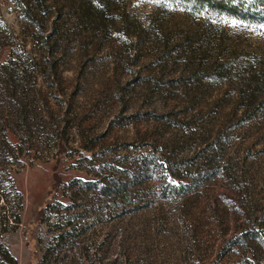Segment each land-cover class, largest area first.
<instances>
[{
  "label": "rangeland",
  "instance_id": "rangeland-1",
  "mask_svg": "<svg viewBox=\"0 0 264 264\" xmlns=\"http://www.w3.org/2000/svg\"><path fill=\"white\" fill-rule=\"evenodd\" d=\"M0 264H264V21L0 0Z\"/></svg>",
  "mask_w": 264,
  "mask_h": 264
},
{
  "label": "trees",
  "instance_id": "trees-1",
  "mask_svg": "<svg viewBox=\"0 0 264 264\" xmlns=\"http://www.w3.org/2000/svg\"><path fill=\"white\" fill-rule=\"evenodd\" d=\"M207 9L243 20L259 18L264 21V0H183ZM44 8L42 2L39 3Z\"/></svg>",
  "mask_w": 264,
  "mask_h": 264
}]
</instances>
